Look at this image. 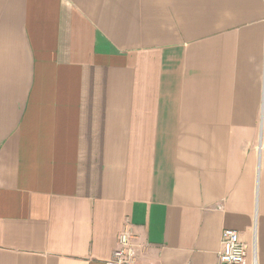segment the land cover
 <instances>
[{
	"label": "crops",
	"instance_id": "obj_1",
	"mask_svg": "<svg viewBox=\"0 0 264 264\" xmlns=\"http://www.w3.org/2000/svg\"><path fill=\"white\" fill-rule=\"evenodd\" d=\"M264 264V0H0V264ZM249 261V263H248Z\"/></svg>",
	"mask_w": 264,
	"mask_h": 264
},
{
	"label": "built area",
	"instance_id": "obj_2",
	"mask_svg": "<svg viewBox=\"0 0 264 264\" xmlns=\"http://www.w3.org/2000/svg\"><path fill=\"white\" fill-rule=\"evenodd\" d=\"M131 232L128 228L120 233L117 249L113 254L114 264H128L131 262L132 251ZM217 264H247L245 246L239 235L233 230H224L221 234L220 250L217 253Z\"/></svg>",
	"mask_w": 264,
	"mask_h": 264
},
{
	"label": "rangeland",
	"instance_id": "obj_3",
	"mask_svg": "<svg viewBox=\"0 0 264 264\" xmlns=\"http://www.w3.org/2000/svg\"><path fill=\"white\" fill-rule=\"evenodd\" d=\"M246 256H247V258L249 257V256H248V251H247V255H246ZM248 263H249V261H248Z\"/></svg>",
	"mask_w": 264,
	"mask_h": 264
}]
</instances>
